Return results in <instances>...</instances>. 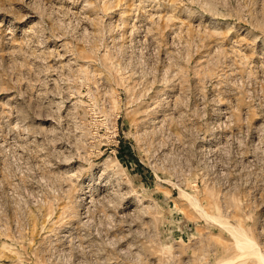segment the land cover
I'll return each mask as SVG.
<instances>
[{"label":"rangeland","instance_id":"1","mask_svg":"<svg viewBox=\"0 0 264 264\" xmlns=\"http://www.w3.org/2000/svg\"><path fill=\"white\" fill-rule=\"evenodd\" d=\"M262 255L264 0H0V264Z\"/></svg>","mask_w":264,"mask_h":264},{"label":"bare ground","instance_id":"2","mask_svg":"<svg viewBox=\"0 0 264 264\" xmlns=\"http://www.w3.org/2000/svg\"><path fill=\"white\" fill-rule=\"evenodd\" d=\"M231 230V229H230ZM236 238H237V242H238V244L240 245V247L241 246H243V249H248L249 247V250H251V247H252V245H254L255 246V244L254 243H252L249 239H247L246 237H244L243 235H239V233H238V235L236 236ZM246 247V248H245ZM241 249H242V247H241ZM256 249H258V248H256ZM253 250H254V248H253ZM256 252H257V250H255ZM246 252V251H245ZM257 256H259V254L260 253H255ZM260 257V256H259ZM262 257H263V259H264V256L262 255ZM262 259V258H261ZM262 263H264V262H262Z\"/></svg>","mask_w":264,"mask_h":264}]
</instances>
